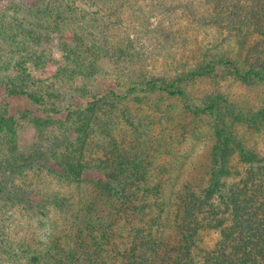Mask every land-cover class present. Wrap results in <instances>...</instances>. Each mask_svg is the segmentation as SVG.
Listing matches in <instances>:
<instances>
[{
	"label": "trees",
	"instance_id": "trees-1",
	"mask_svg": "<svg viewBox=\"0 0 264 264\" xmlns=\"http://www.w3.org/2000/svg\"><path fill=\"white\" fill-rule=\"evenodd\" d=\"M29 1L0 12V84L31 102L37 132L20 150L14 117L0 116V207L20 210L16 239L0 232V261L264 264V0H152L185 21L150 30L165 44L163 69L135 68L116 89L75 105L72 96L91 94L103 75L104 48L80 24L105 19L77 11L74 0ZM99 1L101 11L123 6ZM132 42L114 57L128 61ZM50 60L54 74L36 77ZM165 100L180 106L176 122L158 111ZM41 168L73 190L36 192ZM50 222L63 227L44 229Z\"/></svg>",
	"mask_w": 264,
	"mask_h": 264
},
{
	"label": "rangeland",
	"instance_id": "rangeland-1",
	"mask_svg": "<svg viewBox=\"0 0 264 264\" xmlns=\"http://www.w3.org/2000/svg\"><path fill=\"white\" fill-rule=\"evenodd\" d=\"M11 1L13 0H0V12L5 7H7L9 3H11ZM36 1L37 0H30L29 2ZM95 1L97 3L96 6H88L86 4V0H74L72 5H74L77 11H83V13L86 12V16L95 17V15L98 14L105 19L101 20L105 21L104 23H102L103 25L100 24L97 28L96 26L98 25V22L96 21L93 22V26L89 29H86L87 24L85 23L89 20H86L84 21V23L82 22V24H80V26L85 25V32L92 33L91 35L93 36V39L98 43L99 46H103L104 48H99L101 49L102 54L97 61V64H100L102 66L103 75L96 77L94 83L88 88L87 91L91 94H86L81 99H79L76 95L72 96V98L70 99V103H72L73 105L78 103L85 104L87 101L91 100L92 95H102L108 90L116 89L114 82L116 80L125 82L126 77L129 75L130 71L133 69L135 70V68L138 75L141 74L143 69L150 73H159L161 69H163V65L165 63V59L162 54V48L165 46V44L160 47V42L157 41V37L159 35H157V37L155 38L158 32H155V34H153L154 32H150V30L158 28V24L160 23V21L165 22L168 20L174 23L175 26L179 25L177 27H180V25H185V21L180 20V18L182 17V12H180L179 10H177L178 12H174V10H172L173 7L169 5L167 7L163 6V1L157 2L155 4L156 6L152 7V0H123V6H121L119 10L107 9L104 11H101L103 10V8L99 6L100 1ZM86 7H89V9H87ZM98 9L100 11H98ZM99 31L106 37L107 43L100 42L101 35L99 34ZM74 37L75 36L72 35L71 31L68 30L66 32L65 39L68 42H71ZM129 40L133 41L132 43L136 50L132 48V56L128 61V54H125L124 57H121V59L118 60V58L114 57L116 56L114 53V47L127 49V42ZM166 45L168 46V48L170 45L176 46L174 42L171 43L169 41L168 43H166ZM135 51L139 53V56L134 55L133 52ZM50 54H52L51 59H57L61 63V52L59 50H52ZM130 61L133 62L134 65L131 64ZM136 63L138 64L137 66ZM56 68V61L50 60L37 71L34 70L35 76L40 79L50 77L54 74ZM202 88L203 86H201L199 90L201 91ZM237 91H245V94L247 93V90H244V88L242 87H237ZM175 103V101L170 102L168 100H165L162 102L161 110H158L161 111L160 114L163 113L169 115L170 122L180 119L175 118L174 116L175 114L180 113V106ZM31 107L34 106L29 100L26 99V97L11 95L0 84V116L4 113L6 115H11L14 117L15 140L17 143V148L20 150H27L37 140V132L33 127L32 121L29 119L31 114L26 113V111H30ZM167 107H169V109L165 110L167 109ZM36 113L38 112L35 111V114ZM166 118L167 117H162V120L166 121ZM190 118V116L187 117V119ZM191 126L193 127L192 124ZM187 141L188 139L186 137V139H183V145L178 148L187 149ZM52 166H55L56 169H59V167L56 165ZM32 169L34 170V168L26 167L24 171L25 173H27V175L30 174L36 176V174L31 172ZM41 171V176L32 177V182L34 184L33 188L36 192L42 191V193L44 194H59L60 191L62 193H69L73 190L65 184L64 180H62L61 178H57V176H55L53 173L43 168H41ZM29 181H31V177ZM19 212V209L15 210L13 207H9L8 205L5 207H0V232L2 230L6 231L7 235L4 236H6V238L8 239H16L15 234H13L12 227L13 225H18L20 221V217H18L17 215V213ZM62 223L63 222H61V224L59 225H56L50 222L48 226H44V229L48 230V228L50 229L52 227L51 230H57L63 227ZM40 231L42 233L43 230ZM3 261H0V264H3ZM4 264H8V262L5 260Z\"/></svg>",
	"mask_w": 264,
	"mask_h": 264
}]
</instances>
